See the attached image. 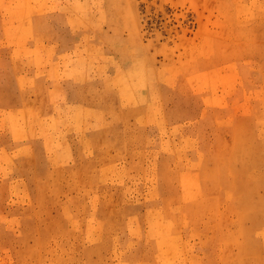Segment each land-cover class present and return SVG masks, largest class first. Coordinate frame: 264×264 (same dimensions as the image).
I'll list each match as a JSON object with an SVG mask.
<instances>
[{"label": "rangeland", "instance_id": "obj_1", "mask_svg": "<svg viewBox=\"0 0 264 264\" xmlns=\"http://www.w3.org/2000/svg\"><path fill=\"white\" fill-rule=\"evenodd\" d=\"M95 1L47 0L61 20L34 50L12 40L18 0H0V264H264V0ZM72 82L108 123L62 121ZM151 108L161 122L142 131L132 109Z\"/></svg>", "mask_w": 264, "mask_h": 264}, {"label": "bare ground", "instance_id": "obj_2", "mask_svg": "<svg viewBox=\"0 0 264 264\" xmlns=\"http://www.w3.org/2000/svg\"><path fill=\"white\" fill-rule=\"evenodd\" d=\"M5 1V0H4ZM10 1V0H9ZM12 1V0H11ZM47 1V0H46ZM45 0H18V3H17V6L20 8V10H21V13H22V17H21V20H20V26H21V29H22V31H23V36L24 37H27V38H37L38 40H43L44 38H49V37H51V33L52 32H55V31H53V28H54V25H53V22H55L56 20L58 21V22H60V20H61V17H59V16H57V19L55 18L54 19V17H51L52 18V20L51 21H49L47 18H45V20H44V22H42V19H41V16L40 15H42L43 14V12L45 13V12H49V5L47 4V2H46ZM77 1V0H76ZM104 1V0H103ZM80 2V1H79ZM79 2H78V5H79ZM83 2V1H82ZM87 2V1H86ZM94 2V1H93ZM95 2H98L97 0L95 1ZM105 2V1H104ZM65 3H67V1L65 2ZM81 3V2H80ZM85 3V2H84ZM102 3V2H101ZM82 5H83V7H84V9L85 8H87V7H85V4H87V3H85V4H83V3H81ZM95 4V3H94ZM0 5H1V3H0ZM5 4H3L1 7H3ZM12 5V4H11ZM13 6V5H12ZM16 6V7H17ZM91 6V5H90ZM92 6H93V4H92ZM97 6V5H96ZM96 6H95V10H96ZM6 7V6H5ZM14 7V6H13ZM13 7H12V9H13ZM82 7V8H83ZM99 7V6H98ZM97 7V8H98ZM92 8V7H91ZM90 8V9H91ZM78 9V8H77ZM75 10V9H74ZM87 10V9H86ZM89 10V9H88ZM103 10V9H102ZM8 11V13H9V10H7ZM65 11V10H64ZM76 11V10H75ZM74 11V12H75ZM82 11V10H81ZM84 11V10H83ZM94 11V10H93ZM100 11H101V9H100ZM4 12V11H3ZM85 12V11H84ZM101 12H103V11H101ZM66 13V12H65ZM71 13H72V11H71ZM76 13V12H75ZM74 13V14H75ZM81 13V12H80ZM80 13H78L77 14V16L80 14ZM96 13V12H95ZM4 14V13H3ZM10 14V13H9ZM8 14V15H9ZM88 14V13H87ZM92 14V13H91ZM97 14V13H96ZM99 14V13H98ZM7 15V16H8ZM76 15V14H75ZM80 15H82V14H80ZM9 16H11V15H9ZM104 16V15H103ZM6 17V16H5ZM15 17V16H14ZM70 17H72L71 15H70ZM81 17V16H80ZM79 17V18H80ZM83 17H85V16H83ZM97 17V16H96ZM96 17H95V19H96ZM16 18V17H15ZM14 18V19H15ZM89 18V17H88ZM93 18V17H92ZM6 19V18H5ZM8 19V18H7ZM71 19V18H70ZM75 19V18H74ZM90 19V18H89ZM94 19V18H93ZM103 19H107V18H104L103 17ZM10 20V19H9ZM13 20V19H12ZM69 20V19H68ZM92 20V19H91ZM11 21V20H10ZM72 22H73V18H72V20H71ZM71 21H69V22H71ZM84 21V20H83ZM104 21V20H103ZM18 22V18L16 19V22H14L13 21V23H17ZM68 22V21H67ZM67 22L66 21H62L61 23H59L60 25H64L65 27H67ZM11 23V22H10ZM73 23H75V22H73ZM83 23V22H82ZM85 23V22H84ZM87 23L88 22H86V25H87ZM96 24H97V22H95ZM91 24V23H90ZM10 25V24H9ZM83 26L82 27H85L84 26V24H82ZM8 26V25H7ZM14 26V25H13ZM89 26V25H88ZM92 26V25H91ZM6 27V26H5ZM77 27V26H76ZM76 27H75V29H76ZM97 27V26H96ZM80 29V28H79ZM3 30H5V28L3 29ZM4 32H6V33H8L7 32V30H5ZM19 32V31H18ZM72 32V31H71ZM21 34H22V32H21ZM85 34V33H84ZM5 35V34H4ZM86 35V34H85ZM11 36H13V35H11ZM18 36V37H17ZM17 36H15V37H17V38H19V35H17ZM83 36V35H82ZM82 36H81V38H82ZM20 38H21V36H20ZM88 38V37H87ZM89 39V38H88ZM18 40V39H17ZM21 40V39H20ZM5 41V40H4ZM80 41V40H79ZM1 42H3V41H1ZM75 42V41H74ZM73 42V43H74ZM22 43V42H21ZM59 43V42H58ZM4 44V43H3ZM6 44V43H5ZM16 44V43H15ZM14 44V45H15ZM34 44H35V42H34ZM19 45H20V41H19ZM27 45V44H26ZM75 45V44H74ZM76 45H78V44H76ZM10 46V45H9ZM18 46V45H17ZM19 47H21V45L19 46ZM22 47H24V46H22ZM49 47V46H48ZM116 47L117 46H115L114 48L116 49ZM31 48V47H30ZM34 48V47H33ZM45 48V47H44ZM40 49V48H39ZM50 49H51V46H50ZM15 50H17V49H15ZM15 50L13 51V52H15ZM41 50V49H40ZM43 50V49H42ZM44 50H46L45 52H47V49H44ZM19 51H20V49H19ZM22 51V50H21ZM20 51V52H21ZM26 51V50H25ZM12 52V53H13ZM23 52H24V49H23ZM30 52H32V51H30ZM41 52V51H40ZM43 52V51H42ZM66 52V51H65ZM71 52V51H70ZM85 52V51H84ZM16 53H17V51H16ZM22 53V52H21ZM20 53V54H21ZM33 53V52H32ZM72 53V52H71ZM70 53V54H71ZM17 54H19V53H17ZM48 54V53H47ZM46 54V55H47ZM60 54H63V53H60ZM59 54V55H60ZM66 54V53H65ZM69 54V56L70 57H72L71 55ZM87 54V53H86ZM92 54V53H91ZM11 55H15V54H11ZM31 55H33V54H31ZM41 55H42V53H41ZM45 55V56H46ZM64 55V54H63ZM63 55H60V56H63ZM88 55V54H87ZM44 56V55H43ZM48 56V55H47ZM47 56H46V58H47ZM66 56V55H65ZM64 56V57H65ZM86 56V55H85ZM16 57V56H15ZM18 57V56H17ZM21 57V56H20ZM75 57V56H74ZM14 58V57H13ZM37 58H38V56H37ZM36 58V59H37ZM45 58V57H44ZM46 58H45V61H46ZM61 58V57H60ZM69 58V57H68ZM84 58H86V57H84ZM67 59V58H66ZM39 60V59H38ZM41 60H42V58H41ZM58 60V59H57ZM69 60H70V58H69ZM73 60V59H72ZM72 60H70V62H71V64H72ZM43 61V60H42ZM45 61H43V62H45ZM51 61H52V57H51ZM60 61H62V60H60ZM66 62L68 61V60H65ZM97 61H98V59H97ZM35 62V61H34ZM39 62V61H38ZM48 62V61H47ZM94 62V61H93ZM42 63V62H41ZM92 62H90V64H91ZM96 63V62H95ZM45 64H48V63H45ZM68 64H69V61H68ZM70 64V65H71ZM93 64V63H92ZM49 65V64H48ZM79 65H80V67H79ZM78 65V63H76L74 66H73V68L72 69H70V72L73 74V76L74 77H77L78 75H79V73H80V71H81V64H79ZM97 65V64H96ZM103 65V64H102ZM62 67V66H61ZM64 67V66H63ZM70 67V66H69ZM94 67V66H93ZM92 69V68H91ZM99 68H97L95 71H97ZM121 69V68H120ZM120 69H118V71L117 72H119V70ZM123 69V68H122ZM69 70V69H68ZM62 71V70H61ZM99 71V70H98ZM123 71V70H122ZM122 71H121V73H122ZM127 71V70H126ZM87 72H89V70L87 69ZM117 72H116V74H117ZM23 73V72H22ZM60 73V72H59ZM84 73V72H83ZM61 74H62V72H61ZM64 74V73H63ZM65 75V74H64ZM104 75V74H103ZM19 75H17L16 76V78L18 77ZM23 76V75H22ZM63 76V75H62ZM72 76V75H71ZM64 77V76H63ZM85 77L87 78V74L85 75ZM118 77V76H117ZM72 78V77H71ZM116 78V77H115ZM119 78V77H118ZM19 80H17V82H18ZM20 82V81H19ZM22 82V81H21ZM118 84H119V82L118 81H116ZM83 83V82H82ZM21 84H22V86H23V82L22 83H18V85H20L21 86ZM105 84H107V83H105ZM122 85V84H121ZM106 87V86H105ZM113 87V86H112ZM118 87V86H117ZM19 88H21V87H19ZM115 87H113V89H114ZM121 88V87H120ZM113 89L111 90V88L109 89L110 91H113ZM116 89V88H115ZM105 90H106V88H105ZM120 91H121V89H120ZM77 92V91H76ZM106 92H108L107 90H106ZM122 92V91H121ZM124 92V91H123ZM120 93V92H119ZM129 93V92H128ZM130 93H133V92H130ZM75 95H77V93H75ZM128 95V94H127ZM129 95H131V97H132V94H129ZM124 96H126L125 95V92H124ZM48 97H49V99H52V97H53V95H52V92H50V93H48ZM121 97V100H123V98H122V96H120ZM135 97V96H134ZM125 98V97H124ZM128 98H129V100H128V102L130 101V102H132V103H134V100L132 101L131 99H130V96H128ZM127 98V99H128ZM132 99H136L135 100V102L137 101V98L135 97V98H133L132 97ZM121 100H118V101H121ZM124 100H126V99H124ZM68 102V101H67ZM66 102V103H67ZM122 102V101H121ZM124 102V101H123ZM126 102V101H125ZM129 102V103H130ZM138 102H139V100H138ZM138 102H136V103H138ZM69 103V102H68ZM73 103V102H72ZM127 103V102H126ZM145 103V102H144ZM147 103V102H146ZM145 103V104H146ZM79 104V103H78ZM150 104H151V102H150ZM152 104H154V103H152ZM72 105V104H71ZM79 105H81V104H79ZM125 105V104H124ZM138 105V104H137ZM74 106H77V104L76 105H74ZM135 106V105H134ZM147 106V105H146ZM152 106V105H151ZM112 107V110H113V106H111ZM143 107V106H142ZM158 107V106H157ZM80 108V107H79ZM78 107L76 108V109H73V110H69V113H64L62 116L63 117H61L62 118V121H76V119H77V117H78V115H80V118L82 117H86V118H88V120L86 121V122H84V123H86L85 125H83L82 126V124H81V126L83 127V129H84V132L86 131V129H85V127L86 126H89V125H91L92 126V128L93 127H98V126H104L105 125V123L107 122L105 119H104V121H99L98 119L100 118V116L102 115L101 113H102V111H103V109L105 108V105H100L97 109H93V110H89L90 108L88 107V106H85V107H81L80 109H79ZM93 108V107H92ZM130 108V107H129ZM34 109V108H33ZM109 109V108H108ZM148 109H149V107H148ZM147 109V110H148ZM152 109V108H151ZM36 110V109H35ZM115 110V109H114ZM13 111V110H12ZM11 111V112H12ZM105 111H106V108H105ZM116 112H117V114H118V110H117V108H116V110H115ZM108 112V111H107ZM9 113V112H8ZM24 113L26 114V111L24 110ZM109 113H111V112H109ZM113 113V112H112ZM14 114H15V112H14ZM17 114V113H16ZM20 114V113H19ZM90 114V115H89ZM116 114V115H117ZM139 115V117H141V120H139V118H136L137 119V121H138V125H139V127L141 128V130L142 131H145V129H147V127H145L148 123H160L161 121H157L156 120V118L158 117V115H159V112H158V110H156L155 108H154V110L152 109L151 111L150 110H148V111H138L137 109H132V113H131V115H133L134 117L136 116V115ZM106 115H110V114H106ZM115 115V116H116ZM26 116V115H25ZM49 116V115H48ZM50 116H52L53 117V115H50ZM105 116V115H104ZM102 117V116H101ZM46 118H48V117H46ZM46 118H44V119H46ZM54 118V117H53ZM81 118V119H82ZM116 118V117H115ZM151 118H153V120L152 121H150L151 120ZM20 119V118H19ZM27 119V118H26ZM50 119V118H49ZM91 119H92V121H91ZM147 119V120H146ZM37 120V119H36ZM10 121V120H9ZM106 121V122H105ZM33 122V121H32ZM109 122V121H108ZM107 122V123H108ZM119 122H123V121H120L119 120ZM9 123V122H8ZM11 123V122H10ZM18 123H19V120H18ZM25 123H27V121L25 122ZM75 123V122H74ZM79 123V122H78ZM256 123H257V121H256ZM13 124V123H12ZM47 124V123H46ZM46 124H44V126L46 125ZM9 125V124H8ZM17 125V124H16ZM22 125H24V124H22ZM75 125V124H74ZM108 125V124H107ZM81 126L80 127H78L77 129H81ZM47 127V126H46ZM60 127V126H59ZM171 127V126H170ZM53 128V127H52ZM74 128V127H73ZM162 128H163V126H162ZM175 128V127H174ZM37 129V128H36ZM60 129V128H59ZM79 129V130H80ZM95 129V128H94ZM97 129V128H96ZM99 129V128H98ZM41 130V129H40ZM64 130V129H63ZM62 130V131H63ZM87 130H88V127H87ZM64 131H66V130H64ZM254 131H255V129H254ZM21 132H23V131H21ZM83 132V131H82ZM257 132V131H256ZM55 133H57V131L55 132ZM72 133V132H71ZM76 133V132H75ZM52 134V133H51ZM198 134V133H197ZM257 134V133H256ZM57 135V134H56ZM77 135V134H76ZM84 135V134H83ZM31 136V135H30ZM198 136V135H197ZM256 136V135H255ZM148 137V136H147ZM155 137V136H154ZM236 137H238V136H236ZM31 138V137H30ZM66 138H67V135H66ZM66 138L64 139V140H66ZM144 138H146V137H144ZM195 138V137H194ZM237 139V138H236ZM57 140H58V138H57ZM163 140V139H162ZM246 140V139H245ZM260 140V139H259ZM56 141V140H55ZM191 141V140H190ZM239 141H241V140H239ZM59 143L60 142H58V145H59ZM66 143V142H65ZM248 143V142H247ZM62 144V143H61ZM67 144V143H66ZM92 144V143H91ZM30 145H31V143H30ZM54 145V144H53ZM62 145H64V144H62ZM61 145V146H62ZM180 146V145H179ZM237 146V145H236ZM241 146H242V144H241ZM21 147V146H20ZM20 147H18V148H20ZM92 147V146H91ZM173 147H175V146H173ZM243 147V146H242ZM22 148V147H21ZM20 148V149H21ZM24 148V147H23ZM31 148H33V147H31ZM56 148H58V147H56ZM64 148V147H63ZM71 148V147H70ZM178 148V147H177ZM29 149V148H28ZM157 149V148H156ZM171 149V148H170ZM181 149V148H180ZM23 150V149H22ZM60 150L62 151V149L60 148ZM64 150H65V148H64ZM93 150V149H92ZM129 150V149H128ZM147 149H145V151H146ZM151 150V149H150ZM150 150L148 151V152H150ZM172 150V149H171ZM176 150V149H175ZM174 150V148H173V150L172 151H175ZM87 151V150H86ZM86 151H85V153H86ZM133 151V150H132ZM155 151V150H154ZM160 151V150H159ZM159 151H158V153H159ZM235 151V150H234ZM16 152V151H15ZM17 152H19V151H17ZM16 152V153H17ZM24 152V151H23ZM68 152H70V151H68ZM67 152V153H68ZM166 152V151H165ZM170 152V151H169ZM202 152V151H201ZM200 152V153H201ZM15 153V154H16ZM62 153V152H61ZM66 153V155H68ZM131 153V152H130ZM133 153V152H132ZM147 153V152H146ZM154 153V152H153ZM21 154V153H20ZM88 154V153H87ZM150 155H151V152L149 153ZM240 154V153H239ZM66 155H64L63 156V158L65 159V156ZM89 155H91L92 156V153L91 154H89ZM198 155H201V154H198ZM13 156H15V155H13ZM12 156V157H13ZM108 156V155H107ZM106 156V157H107ZM153 156H155L154 154H153ZM159 156V155H158ZM177 156V155H176ZM181 156H183V154L181 155ZM96 156H94V158H95ZM178 157V156H177ZM176 157V158H177ZM185 157V156H184ZM188 157H189V155H188ZM58 158V157H57ZM61 158H62V155H61ZM111 158V157H110ZM155 158V157H154ZM156 158H157V155H156ZM159 158V157H158ZM199 158V157H198ZM202 158H203V156H202ZM263 158V157H262ZM2 159H4V158H2ZM66 159H67V157H66ZM73 159V158H72ZM97 159H98V156H97ZM112 159V158H111ZM188 159V158H187ZM60 160V159H59ZM99 160V159H98ZM177 160V159H176ZM178 160H180V157L178 158ZM177 160V161H178ZM190 160V159H189ZM223 160V159H222ZM222 160H220V161H222ZM88 161V160H87ZM96 161V160H95ZM224 161V160H223ZM264 161V160H263ZM71 162H73V161H71ZM98 162V161H97ZM157 162V161H156ZM54 163H59L58 161H55ZM82 163V162H81ZM90 163V162H89ZM192 163V162H191ZM190 163V164H191ZM60 164H61V162H60ZM71 164V163H70ZM79 164V163H78ZM87 164V163H86ZM156 164H158V163H156ZM156 164H154V168H156L155 167V165ZM228 164H230V163H228ZM53 165V164H52ZM56 166H57V164H55ZM54 165V166H55ZM59 165V164H58ZM62 165V164H61ZM76 165V164H75ZM89 165V164H88ZM100 165H102V164H100ZM242 165V164H241ZM82 166H83V164H82ZM98 166V165H97ZM151 167L153 166V165H150ZM149 166V167H150ZM231 166V165H230ZM64 167V166H63ZM157 167H158V165H157ZM229 167V166H228ZM73 168V167H72ZM84 169H86V168H84ZM90 169V168H89ZM102 169V168H101ZM104 170H105V167L103 168ZM102 169V171H104ZM108 169V168H107ZM157 169V168H156ZM231 169V168H230ZM63 170V169H62ZM149 170H150V168H149ZM155 170V169H154ZM231 170H233V168L231 169ZM70 171H72V169L70 170ZM156 171V170H155ZM234 171V170H233ZM245 171V170H244ZM249 171V170H248ZM76 172V171H75ZM74 172V173H75ZM77 172H81V171H77ZM101 172V171H100ZM104 172H106V170L104 171ZM185 172H186V170H185ZM256 172V171H255ZM73 173V172H72ZM180 173V172H179ZM182 173V172H181ZM233 173H235V172H232V174ZM238 173V172H237ZM237 173H235V174H237ZM76 174V173H75ZM76 175H74V177H75ZM104 176V175H103ZM194 176H195V174H194ZM236 176V175H235ZM235 176H233V177H235ZM249 176V175H248ZM73 177V176H72ZM183 177V176H182ZM232 177V178H233ZM237 177V176H236ZM67 178V177H66ZM70 178H71V176H70ZM76 178V177H75ZM245 178H246V176H245ZM72 179V178H71ZM181 179V178H180ZM195 179V178H194ZM194 179H192L191 180V188H192V186H195L193 183L195 182V180ZM68 180H69V178H68ZM76 180V179H75ZM237 180V179H236ZM245 180V179H244ZM243 180V181H244ZM25 181V180H24ZM24 181H23V183H24ZM67 181V180H66ZM71 181V180H70ZM107 181H109V180H107ZM259 181V180H258ZM26 182V181H25ZM61 182V181H60ZM72 182V181H71ZM113 182V181H112ZM187 182H188V180H187ZM246 182H248V181H246ZM109 183H111V182H109ZM186 183V182H185ZM231 183H232V181H231ZM233 183H235V182H233ZM252 183H254L255 184V182L253 181ZM252 183H250V184H252ZM264 183V182H263ZM17 184V183H16ZM68 184V183H67ZM98 184V183H97ZM198 184V183H197ZM246 184V183H245ZM244 184V185H245ZM254 184H252V185H254ZM20 185V184H19ZM240 185V184H239ZM256 185V184H255ZM68 186V185H67ZM190 186H189V188H190ZM197 187H198V185H196ZM237 186V185H236ZM241 186H243V184L241 183ZM71 187V186H70ZM185 187V186H184ZM196 187V188H197ZM240 187V186H239ZM252 187H254V186H252ZM181 188V187H180ZM188 188V187H187ZM195 188V187H194ZM195 188V189H196ZM200 188H201V186H200ZM234 188H235V186H234ZM233 188V189H234ZM17 189V188H16ZM186 189V188H185ZM194 189V190H195ZM237 189V188H236ZM242 189H244L243 187H242ZM246 189H248V187H247V184H246ZM250 189H251V187H250ZM18 190V189H17ZM241 190V189H240ZM245 190V189H244ZM249 190V189H248ZM253 190H255V189H253ZM257 190V189H256ZM197 191L199 192V195H200V190L199 189H197ZM226 191H229L228 189H226ZM225 191V192H226ZM239 191V190H238ZM252 191V190H251ZM195 191H193V193H194ZM236 192V191H235ZM246 192V191H245ZM82 193V192H81ZM185 193V192H184ZM192 193V192H191ZM262 194H263V192H261ZM246 194H247V192H246ZM253 194V193H252ZM257 194V193H256ZM261 194V195H262ZM196 195H197V193H196ZM259 195H260V192H259ZM182 196V195H181ZM184 196V195H183ZM182 196V197H183ZM192 196H193V194H192ZM231 196V195H230ZM244 196V195H243ZM252 196V195H251ZM232 197V196H231ZM248 197H249V195H248ZM189 198V197H188ZM194 198V197H193ZM192 198V199H193ZM199 198V197H198ZM244 198L245 197H243V200H244ZM93 199H94V197H93ZM93 199H92V201H93ZM190 199V198H189ZM189 199H187V200H189ZM196 199V198H195ZM231 199V198H230ZM229 199V200H230ZM249 199V198H248ZM252 199V198H251ZM251 199H249V200H251ZM97 200V199H96ZM191 200V199H190ZM248 200V201H249ZM182 201V200H181ZM246 202H247V200H245ZM244 201V202H245ZM252 201V200H251ZM91 203V202H90ZM184 203V202H183ZM251 203V202H250ZM249 203V204H250ZM253 203V202H252ZM259 203V202H258ZM67 204V203H66ZM93 204V203H92ZM91 204V205H92ZM97 204H98V202H97ZM249 204H246V205H249ZM96 205V204H95ZM183 205V204H182ZM239 205V204H238ZM242 205V204H241ZM255 205V204H254ZM61 206H62V204H61ZM66 206V205H65ZM223 206H224V204H223ZM63 207V206H62ZM91 207H93V205L91 206ZM96 207V206H95ZM243 207V206H242ZM249 207H251L250 205H249ZM248 207V208H249ZM94 208V207H93ZM239 208H241V206L239 207ZM244 208V207H243ZM182 209V208H181ZM253 209V208H252ZM255 209V208H254ZM67 210H69V209H66V211ZM96 210V209H95ZM236 210H237V208H236ZM240 210V209H239ZM238 210V211H239ZM182 211H183V214L185 213V215L186 216H188V215H190V214H192V211H191V209L189 208V207H186L185 205H184V207H183V209H182ZM254 211V210H253ZM92 212V211H91ZM158 212V211H157ZM168 212H169V210H168ZM245 212V211H244ZM251 212H252V210H251ZM257 212V211H256ZM255 213V212H254ZM70 214V213H69ZM72 214V213H71ZM92 214V213H91ZM244 214V213H243ZM247 214V216H248V213H246ZM65 215V214H64ZM250 215V214H249ZM257 215V214H256ZM255 215V218L257 217V216H259V215H257L256 216ZM68 216V215H67ZM250 216H254V215H250ZM249 216V217H250ZM261 216V215H260ZM259 216V217H260ZM65 217H66V215H65ZM98 217V216H97ZM68 218V217H67ZM71 218V217H70ZM91 218H92V216H91ZM90 217H88V219L87 220H89V219H91ZM93 218H95L94 216H93ZM254 218V219H255ZM261 218V217H260ZM252 220H253V218H251ZM257 219H258V217H257ZM19 220V219H18ZM94 220V219H93ZM92 220V221H93ZM185 220V219H184ZM259 220V219H258ZM69 221V220H68ZM68 221H66V223H68ZM94 221H97V220H94ZM94 221H93V225L95 224L94 223ZM99 221V220H98ZM254 221V220H253ZM6 222V221H5ZM10 222H12V220L10 221ZM88 222V221H87ZM86 222V223H87ZM99 222H101V221H99ZM104 222V221H103ZM257 222V221H256ZM255 222V223H256ZM64 224L65 226L67 225V224ZM88 223H92V222H88ZM73 224V223H72ZM102 224V223H101ZM157 223L155 222V226L157 227V225H156ZM98 225L99 226H103V225H100V223H98ZM242 225V224H241ZM255 225V224H254ZM91 226V225H90ZM89 226V227H90ZM153 226V224L151 225V227ZM216 226V225H215ZM253 226V225H252ZM247 227V226H246ZM245 227V228H246ZM250 227V226H249ZM51 228V227H50ZM92 228V227H91ZM153 228H154V226H153ZM244 228V229H245ZM67 229V228H66ZM88 230H89V228H87ZM100 229H102V228H100ZM243 228H241V231H242V233H243V230H242ZM246 229H248V228H246ZM253 229V228H252ZM251 229V230H252ZM170 230H172L173 232H175V230H176V228L175 229H173V228H171ZM248 230H250V229H248ZM67 231H68V229H67ZM90 231V230H89ZM99 231V230H98ZM97 231V232H98ZM263 231H264V229H263ZM262 231V232H263ZM92 232V231H91ZM260 232V231H259ZM258 232V233H259ZM133 233V232H132ZM264 233V232H263ZM50 234V233H49ZM52 234V233H51ZM86 235V234H85ZM87 235H88V233H87ZM96 235H97V233H96ZM164 235H166V234H164ZM163 235V236H164ZM89 236H90V234H89ZM91 236H92V233H91ZM100 236V235H99ZM129 236V235H128ZM161 236V235H160ZM163 236H162V238H163ZM118 237H119V235H118ZM130 237V236H129ZM149 237V236H148ZM148 237H147V239H148ZM155 237V236H154ZM166 237V236H165ZM164 237V238H165ZM245 237H246V235H245ZM88 238H90V237H88ZM163 238V239H164ZM158 239H160V238H156V240H158ZM261 239V238H260ZM118 240V239H117ZM150 240V239H149ZM162 240V239H161ZM165 240V239H164ZM244 240H245V238H244ZM264 240V239H263ZM92 241H93V239H92ZM100 241H101V239H100ZM160 241V240H159ZM163 241V240H162ZM245 242H246V240H245ZM103 243V242H102ZM101 243V244H102ZM119 243V242H118ZM117 243V244H118ZM163 244H165V243H163ZM247 244V243H246ZM251 244V243H250ZM88 245V244H87ZM157 245H158V243H157ZM166 245V244H165ZM247 245H249V244H247ZM246 245V246H247ZM118 246V245H117ZM162 246V245H161ZM97 247V246H96ZM113 247H114V245H113ZM90 248V247H89ZM98 248V247H97ZM244 248H246V247H244ZM119 249V248H118ZM129 249V248H128ZM115 250H116V248H115ZM120 250V249H119ZM161 251H162V249H160ZM159 250V251H160ZM163 250H165V249H163ZM112 251V250H111ZM114 251V250H113ZM121 251V250H120ZM119 251V252H120ZM158 251V252H159ZM160 251V252H161ZM249 252V251H248ZM250 252H251V250H250ZM99 253V252H98ZM113 253H115L116 254V252H113ZM120 253H122V252H120ZM114 254V255H115ZM117 254H119V253H117ZM248 254V253H247ZM246 254V255H247ZM255 254V253H254ZM116 256V255H115ZM101 258V257H100ZM55 261V260H54ZM101 261V260H100ZM55 263V262H54ZM41 264V263H40ZM43 264V263H42ZM47 264V263H46Z\"/></svg>", "mask_w": 264, "mask_h": 264}, {"label": "crops", "instance_id": "obj_3", "mask_svg": "<svg viewBox=\"0 0 264 264\" xmlns=\"http://www.w3.org/2000/svg\"><path fill=\"white\" fill-rule=\"evenodd\" d=\"M13 11L16 12V13L22 14L21 13V10H20V8L18 6L17 7L15 6L14 9H13ZM54 15H52V11H49V12H45V13L43 12V14L40 15V16H41L42 22H44L45 18H47L49 21L52 20L51 17H54V19H55V16ZM15 25H17V28L16 29H18V31H19L18 32L19 38L16 37V39H12V40L14 42H17V45H19V41H20V45H26L27 44V45H29L32 48L34 47L33 48L34 50H35L36 47H42V46H44V47H48L49 46L50 47L51 46V44H52L51 38H52V35L55 34V32H52L51 33V37H49V38H44L43 40H38L37 38L36 39L35 38H27V37H24L23 36V31H22L21 26H20L21 25L20 24V20H18V22L15 23ZM68 28H69L68 25H67V27H65L64 25L62 26V25L58 24L56 26L55 30H56V32H59V30H63V33H65V35L61 37L62 38V43H64L65 46L75 47L76 44L73 43V39H72L73 38L72 37V34L73 33L71 32L72 30L70 29L69 32H68ZM21 32H22V34H21ZM20 36H21V38H20ZM34 42H35V44H34ZM32 72H34L33 73L34 79H36V78H41V79L46 78L45 83H46L47 86L45 84H42L39 87V90L42 93H45V94H48V93L52 92V87H51L52 85H49L48 84V78L47 77L49 76V74L48 73L37 72L35 70L32 71ZM37 73H39L40 75L38 76ZM65 91L67 93L66 94L67 97H66L65 100H66V102L67 101L69 102V103L68 102L66 103L67 109L73 110V109H76L77 107L78 108L79 107L81 108V107H85L87 105V101H84L82 99V95L84 93H87V91H88V89L86 87L83 89L81 86H77L75 83L72 82L71 84L68 83V86L65 87ZM75 93H77L78 96L75 95ZM78 103L81 104V105H79ZM76 104H77V106H74ZM100 105H102V104L101 103L97 104L96 109Z\"/></svg>", "mask_w": 264, "mask_h": 264}]
</instances>
